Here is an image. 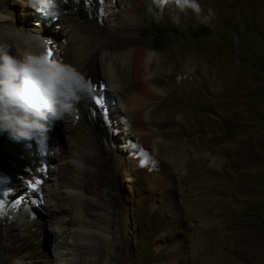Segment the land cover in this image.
<instances>
[{
  "label": "bare ground",
  "instance_id": "1",
  "mask_svg": "<svg viewBox=\"0 0 264 264\" xmlns=\"http://www.w3.org/2000/svg\"><path fill=\"white\" fill-rule=\"evenodd\" d=\"M14 1L23 3L24 25L32 15L36 16L34 25L38 29L35 33H23L22 28L26 26L15 28L12 18L14 8L11 6ZM27 1L0 0V44L10 46V54L13 55L16 48L26 52L46 46L53 58L75 66L97 88L103 84L105 89L102 93L111 99L109 103L103 102L102 106H98L93 99L95 93L83 95L72 114L65 115L62 121H55L59 138L58 146L56 144L59 150L56 163L58 172L48 168L46 158L39 159L40 148H37L38 160L32 159L29 148L32 139L15 141L7 132H0V264H120V254L115 253L112 248L123 250L122 216L143 206L146 196L142 191V181L147 182L150 188L147 197L153 201V207L159 200L166 206L173 205L176 202L175 194L181 196L177 180L183 178L180 161L182 156L166 151L165 161L169 173L163 176L157 170L160 161L155 157L160 155L148 149L152 143L157 142L159 136L144 119V114L152 103H157L160 96L168 94L178 85H194L196 72L193 58L188 56L173 59L170 55L163 57L150 50V40L141 37L138 30V24L141 23L140 8L145 0H120L119 11L111 10L112 7L118 8L114 0H103V3L99 0H61L59 12L54 17L57 29L63 33V37L58 39L61 41L54 37L50 40L46 36L47 30L43 27L48 16L35 14L32 6L35 0H29V3ZM236 1L238 0H230V4L233 5ZM162 5L165 12L181 11L198 18L203 16V7L199 5L201 12L198 15L192 10L190 0L187 4L183 0L180 3L176 0H163ZM259 5L264 6V0ZM104 17L105 22H102ZM105 49L111 51L110 60ZM106 61H110L111 65L107 66ZM99 62L102 65L101 71ZM108 69L113 75L108 74ZM219 78L220 81L224 79L225 89L222 94L227 95V91H230L227 78L225 75L224 78L223 75ZM165 79L168 81L167 85H164ZM128 90L134 93L130 95ZM114 96H118L121 107L114 106ZM156 110L155 108L154 111ZM231 110L233 116L242 120V110ZM125 114L128 115L127 122L124 120ZM149 118L152 119L151 116ZM117 121L113 136L110 125ZM115 142L119 143L117 149L114 148ZM7 147L12 150L8 151ZM228 149L224 151L225 159L219 161L215 175L218 182L224 179V193L230 197L229 201L224 200V215L240 208L246 201L244 198L248 188L242 184L240 177L246 171L256 173L255 166L247 170V165L239 159L244 150L243 145H233ZM48 156L47 152V159ZM52 159L54 160V155ZM175 160L178 163L174 164ZM40 163V167L35 166ZM122 167L125 172L121 184L128 189L125 200L118 192ZM39 169L46 171H42L45 175ZM52 174H56V185L65 190L64 193L46 194L44 185L49 182ZM202 177L206 181L210 179V174L204 172ZM37 180L41 182L35 183ZM29 182H33L31 188L28 187ZM159 187L162 188L161 194L156 198L153 192ZM47 196H50L49 200L58 202L59 208L56 211L50 209ZM182 196L186 197L185 194ZM214 197L213 191L208 187L200 205L202 219L223 215V207L217 206V198ZM60 201L68 203L70 208L66 204H60ZM34 205L44 208L49 220H52L55 213L64 214L69 211L70 216L66 219H58L61 233L68 238L62 255L65 259H54L43 249L41 237L44 218L36 213ZM168 211L167 209L166 212ZM126 221L132 223L133 219ZM201 232L206 243L203 253L209 255L213 248H219L216 253L217 264H264V241L250 230L241 227L237 230L230 224L222 225L220 220L216 225L203 226ZM159 246L160 240L157 244ZM109 248L113 251L106 256V249ZM168 256L174 257L175 251Z\"/></svg>",
  "mask_w": 264,
  "mask_h": 264
},
{
  "label": "rangeland",
  "instance_id": "2",
  "mask_svg": "<svg viewBox=\"0 0 264 264\" xmlns=\"http://www.w3.org/2000/svg\"><path fill=\"white\" fill-rule=\"evenodd\" d=\"M119 1L114 0L118 8L112 7V11L121 10ZM261 1L263 0H238L231 5L230 0L226 2L198 0L199 5L203 7L201 18L181 11L165 12L163 5L157 3V0H145L142 3L141 23L138 24V30L141 37L150 40V50L163 57L170 55L173 59L192 56L196 73H194L195 83L191 85L192 87L186 84L178 85L168 94L160 96L157 103H152L150 109H146L144 114V119L159 136L157 142L152 143L151 148L148 149L151 152L156 151L155 153H159L162 157H155L160 161L157 170L162 172L163 176H167L169 170L165 155L172 153L182 156L180 161H182L183 178L177 180V188L181 196L175 194L177 203L174 202L173 205L166 206L162 200H159L153 207V201L147 197L150 188L147 182L142 181V191L144 197L146 196L143 206L137 211H130L122 216L123 250L112 248L115 253L120 254L122 259L120 264H217L216 253L219 248H213L209 255L203 253L206 243L201 234V228L209 224L216 225L220 220L222 225L230 224L237 230L240 227L250 230L253 235H259L260 240L264 241V6L259 5ZM22 4L18 1H14V4L12 2L14 26L18 29L26 26L22 28L23 33H35L38 29L37 25H34L36 16L32 15L24 25ZM209 9L212 12L210 16ZM74 11L77 12L76 9ZM205 16H208L207 22L203 20ZM47 18L48 21L43 27L47 30L46 36L50 40L53 37L57 40L61 39L63 33L61 34L62 31L59 28L57 29V21L51 16ZM103 21L105 22V17L102 18ZM22 52L25 51L16 48L14 54H23ZM110 52L109 49H105V53L109 54V60ZM106 64L111 65L110 61H106ZM99 66L101 71V62ZM114 68L117 67L114 66ZM108 74L111 75L112 71H108ZM220 75H223V78L225 75L227 78L230 88L227 95H223L224 79L220 81ZM165 81L164 85H167V79ZM133 93L132 90H128V94ZM98 94H102L103 102L109 103L111 97L109 99L106 94L95 93V95ZM119 101L118 96H114L113 102L117 108L121 107ZM155 108L156 111H154ZM235 108L244 113L242 120L233 116L231 109ZM127 116V114L124 115L126 122ZM116 124L118 125V121L110 125L113 136H115ZM120 125L123 127V124ZM47 140L52 144L48 149L49 158L46 157L48 168L58 172L56 163L59 159L57 148L59 138L56 127L50 131ZM239 144L244 147L239 159L247 165V170L255 166L256 173L246 171L240 177L242 184L248 188L244 198L246 201L240 208L230 210L224 215V200L229 201L230 197L224 193V179L218 182L215 175L219 161L225 159L224 151ZM29 148L32 159L37 161L36 147L31 141ZM114 148H119L118 142L114 143ZM8 149L12 150L7 147ZM173 163L176 164L178 161L175 160ZM35 166L40 167L41 163ZM39 171L42 175L46 173L41 169ZM124 172L125 169L122 167L118 192L125 200L128 189L121 184ZM204 172L210 174V179L203 180ZM56 174H52L49 182H45L47 195L48 192L57 195L65 192L56 185ZM208 187L213 191L214 198H217V206L223 207L221 217L202 219L200 216V205ZM161 189L159 187L156 193L153 192L156 198L160 196ZM183 194L186 197H183ZM200 194H204V197ZM49 198L50 196L46 197L50 209L56 211L59 208L58 202ZM59 203L66 204V207L70 208L68 203L61 201ZM34 209L40 217L44 218V230L41 237L43 249L54 259H65L62 255L65 253V243L68 238L61 233L58 219L61 217L66 219L70 216L69 211L64 214L55 213L52 220H49L44 208L34 205ZM167 209L170 212H166ZM130 218L133 219L132 223L125 222ZM159 240L160 246L157 247ZM222 249L224 250V245ZM113 250L106 249V256ZM173 251L175 256H168ZM100 264L104 263L100 262Z\"/></svg>",
  "mask_w": 264,
  "mask_h": 264
},
{
  "label": "clouds",
  "instance_id": "3",
  "mask_svg": "<svg viewBox=\"0 0 264 264\" xmlns=\"http://www.w3.org/2000/svg\"><path fill=\"white\" fill-rule=\"evenodd\" d=\"M60 3L35 0L32 6L37 13L54 18ZM190 6L200 14L198 0H190ZM203 20L207 22L208 16ZM11 51L10 46L0 44V132L15 141L38 138L48 152L52 144L46 125L54 121L55 127V121L72 114L81 97L91 94L93 83L75 66L50 57L46 46L23 54Z\"/></svg>",
  "mask_w": 264,
  "mask_h": 264
},
{
  "label": "snow or ice",
  "instance_id": "4",
  "mask_svg": "<svg viewBox=\"0 0 264 264\" xmlns=\"http://www.w3.org/2000/svg\"><path fill=\"white\" fill-rule=\"evenodd\" d=\"M100 3H103V0H99ZM162 2L163 0H157V3H160L162 5ZM177 3H180L181 0H176ZM189 2V0H183V3L187 4ZM194 7V5H192ZM49 56L51 57L52 56V52L49 51ZM105 89V86L103 84L99 85L98 88L95 84H93V88L91 90V93H102ZM93 99L95 101V103L98 105V106H102L103 104V97L102 95H95L93 96ZM41 181L37 180L35 181V183H40ZM33 186V182H29L28 183V187L31 188ZM0 211H2V203H0Z\"/></svg>",
  "mask_w": 264,
  "mask_h": 264
}]
</instances>
